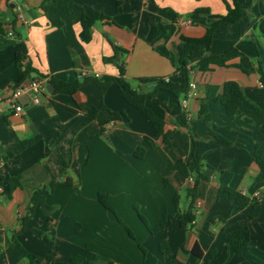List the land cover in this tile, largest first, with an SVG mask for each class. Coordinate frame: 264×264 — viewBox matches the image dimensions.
I'll use <instances>...</instances> for the list:
<instances>
[{
    "label": "crops",
    "instance_id": "obj_1",
    "mask_svg": "<svg viewBox=\"0 0 264 264\" xmlns=\"http://www.w3.org/2000/svg\"><path fill=\"white\" fill-rule=\"evenodd\" d=\"M41 1L0 0V97L11 95L16 53L23 56L22 70L30 68L23 81L46 78L38 104L23 95L20 113L7 105L0 113V264H264V204L236 209L231 200L216 198L219 186L264 197L253 157L254 144L264 139V120L256 114L264 111L257 70H264V0H237L242 16L217 25L208 14L225 15L231 0H70L60 28L49 25ZM79 7L94 19L88 32ZM214 25L211 53L248 72L194 67L186 97L166 90L146 97L145 106L163 120L169 146L114 83L102 91L94 81H83L117 77L120 65L141 92L152 91L155 83L140 78L180 83L182 73L170 60L180 39L202 37ZM228 79L245 96L239 115L226 114L215 101ZM76 81L73 92L61 84ZM202 106L208 125L197 118ZM115 112L123 114L114 117ZM180 158L189 162L186 178L174 166ZM194 160L208 178L191 200ZM51 183L44 201L32 205V193ZM98 193L107 195L121 222L99 203ZM190 204L193 218L184 226L175 210L183 213ZM163 214L165 227L151 233ZM244 223L250 241L238 253L225 234ZM95 255L103 259L94 261Z\"/></svg>",
    "mask_w": 264,
    "mask_h": 264
},
{
    "label": "trees",
    "instance_id": "obj_2",
    "mask_svg": "<svg viewBox=\"0 0 264 264\" xmlns=\"http://www.w3.org/2000/svg\"><path fill=\"white\" fill-rule=\"evenodd\" d=\"M226 3V0H223ZM232 6L227 4V13L225 15L213 16L209 15L208 17H216L217 22L216 25L220 22H234L238 20L242 16V8L237 0H231ZM70 0H42L39 9L41 10L43 16L47 19L50 26L55 28H60L63 25V18L70 11ZM81 11V25L85 31H89L90 26L93 24L94 19L90 18L83 10L79 7ZM171 18L176 17V13L170 8H163ZM197 12H202L201 10H197ZM216 25L207 28L205 34L202 37L193 38V37H182L177 45L176 53L172 57H170L173 65L182 73V81L180 83L165 81L160 77H147L138 79L139 82L142 83H155L152 91L150 92H141L138 88H134L130 85V83L123 77L124 69L122 66H118L119 75L117 77L113 76H102L101 78H85L83 81L92 80L96 83V85L102 90H106L109 84L114 83L121 94V97L125 100V102L136 109H138L146 118L152 123L155 128L156 137L161 138L163 144L169 146V140L167 138L168 133L163 131V120L158 118L153 112L145 106L146 97L152 96L158 90H166L171 92L177 99L180 97H186L188 91L190 90V71L196 67L202 72L210 71L214 66H234L240 68L243 72H248L247 69L243 68L240 64L236 63H228V58L221 54H212L211 53V43L213 40V33L216 28ZM23 56L19 53L15 55V62L18 67L17 74L13 80L14 85L20 83L24 80L25 75L29 72L30 68L25 65V69L22 70L21 60ZM260 74V79L264 83V70L260 67L257 69ZM67 90V92H73L79 86V82L76 81L74 83H61ZM245 100V96L243 94L242 88L239 83L233 79L225 80L222 84V91L219 95L215 97V101L219 102L225 113L228 115H239V108L243 101ZM92 113V110L89 111ZM123 112L112 113L114 117H119ZM256 114L263 117L264 120V111L257 110ZM90 118V114L87 119ZM197 118L202 120L205 124H209L210 116L208 110L205 106H202L200 111L198 112ZM262 131L264 135V121L262 124ZM217 138L226 141L223 137L219 135H215ZM30 140L25 141L23 144H29ZM144 152V147L139 146L135 150V155L137 157H142ZM253 157L254 162L258 167V174L256 178L258 180H264V139L262 141H258L254 144L253 148ZM175 169L179 172V174L183 177L189 176V162L185 159H177L174 163ZM194 172V180L192 186L188 189V196L191 200L195 198L198 184L201 180H207V175L203 169V165L198 161L194 160V167L192 169ZM17 179H12L11 181H16ZM16 183V182H15ZM15 184L10 183V187L12 188ZM54 186V183H51L48 189L45 190H37L34 191L31 195V204L34 205L37 202H43L44 198L50 193V189ZM216 198H227L233 202V207L236 209H242L246 206H251L254 208L257 204H264V197L259 199H252L245 194L237 191L236 189L228 186H219L216 192ZM97 200L99 203L107 210L111 211L116 218L121 222V219L117 216L113 208L109 205L107 200V195L104 193H98ZM191 204L189 210L180 213L178 209L175 210V216L179 218L182 225H187V223L191 222L193 216L190 213ZM251 217L255 216V213L250 214ZM166 214H163L158 220L157 224L152 227L150 230L151 233H157L163 230L166 224ZM130 233V231H129ZM132 236V234L130 233ZM225 239L229 248L233 249L235 252H241L242 249L247 247L250 241V230L249 226L244 223L236 227L234 230L225 234ZM15 241L14 239H12ZM196 245L195 249L193 248V253H196ZM29 257L30 262H38V257L32 256L28 253L25 254ZM102 257L95 255L94 261L101 260ZM170 264V263H167Z\"/></svg>",
    "mask_w": 264,
    "mask_h": 264
},
{
    "label": "built area",
    "instance_id": "obj_3",
    "mask_svg": "<svg viewBox=\"0 0 264 264\" xmlns=\"http://www.w3.org/2000/svg\"><path fill=\"white\" fill-rule=\"evenodd\" d=\"M82 76H85V72H81ZM46 78L36 77L28 81H21L12 88L11 95L7 98L0 97V113L3 111L4 105L12 108L14 112L20 113L23 108V103L19 101V98L23 95H28L32 104L39 103L40 94L45 91ZM191 86H193L191 84Z\"/></svg>",
    "mask_w": 264,
    "mask_h": 264
},
{
    "label": "water",
    "instance_id": "obj_4",
    "mask_svg": "<svg viewBox=\"0 0 264 264\" xmlns=\"http://www.w3.org/2000/svg\"><path fill=\"white\" fill-rule=\"evenodd\" d=\"M19 101H21V100H19Z\"/></svg>",
    "mask_w": 264,
    "mask_h": 264
},
{
    "label": "rangeland",
    "instance_id": "obj_5",
    "mask_svg": "<svg viewBox=\"0 0 264 264\" xmlns=\"http://www.w3.org/2000/svg\"><path fill=\"white\" fill-rule=\"evenodd\" d=\"M136 210V209H135Z\"/></svg>",
    "mask_w": 264,
    "mask_h": 264
}]
</instances>
